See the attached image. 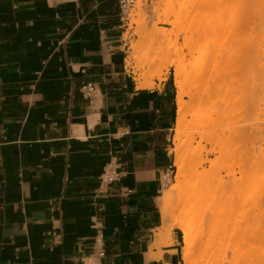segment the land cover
<instances>
[{"label":"crops","instance_id":"obj_1","mask_svg":"<svg viewBox=\"0 0 264 264\" xmlns=\"http://www.w3.org/2000/svg\"><path fill=\"white\" fill-rule=\"evenodd\" d=\"M122 35L117 0H0V264H183L174 83L138 87Z\"/></svg>","mask_w":264,"mask_h":264},{"label":"rangeland","instance_id":"obj_2","mask_svg":"<svg viewBox=\"0 0 264 264\" xmlns=\"http://www.w3.org/2000/svg\"><path fill=\"white\" fill-rule=\"evenodd\" d=\"M245 2L247 1L245 0ZM245 2L244 0H138L130 11L129 24L122 37L126 40L124 50L126 52L125 65L127 73L136 78L138 87H151L153 80H161L168 73L171 74L174 83V71L181 69L184 72L183 80L188 92L191 89L189 80L192 79V73L188 71L193 70L194 65L191 64L194 63L197 57H201L203 64L209 57L219 55L213 54L212 46H216L215 48L220 46V48H225L224 51H227L230 47L229 51L231 52L228 54L226 52L229 56L224 53L227 59L233 53L236 56L238 55L237 58L239 59V51L243 52L245 48L244 50L239 48L237 51L238 46L240 47L242 42L247 43L249 42L247 40H250V38L253 40L259 35V38H256L258 42L255 39L250 40L251 44L249 42V47L247 46V48H250L254 41L257 42V44H254L255 47L251 46L254 51L248 49L250 52H240L241 55L245 53H249V55L245 54V58L240 56L243 59L236 61V64L233 63L236 56L233 55L229 59L233 68H230L231 66H228V68L232 70V74L233 70L240 72L237 75L236 72L233 75L231 74L232 81L226 74L230 70L227 68L226 71L224 70L226 68L222 66H226V64L220 62V65H217L216 59H213L214 62H210L211 59L207 61L206 65L210 62L211 67L201 68L199 70L201 74L197 73L199 76L196 83L202 84V88L199 90L200 94L203 95L201 96L203 99L194 101V104L188 110L187 120L190 123L180 135L181 140L184 141L182 160L188 174L180 188L172 189V185L175 183L174 179L166 190H161L159 199L162 196L170 198V213L167 219L163 221L164 225L169 227L170 230L177 228L181 221H188V230L193 231L199 223L195 222V218L202 217L204 219L202 226L205 230V236H212V239H214V235L219 232L217 227L234 228L240 223H246L243 226L246 228L248 225L250 229H247L248 240L246 238V242L248 241L246 243V253L250 255L248 262L249 264H264V47L262 48V45H264V37H262L264 22L261 19L258 21L257 19H253L254 21L251 19L249 23H253L255 30L251 29L250 31L246 28L247 26L244 27L245 24L243 25L242 21H244L243 16L246 18V15H244L243 9L247 11V8H244ZM261 2H264V0H258L255 4L260 6ZM138 6L142 7L140 11L137 10ZM256 10L255 13L260 9ZM261 12L263 13V10ZM256 16L252 18H256ZM192 19L201 20V22L204 19L203 25L201 23L199 28L202 33L196 29L200 24H196L197 27H192L200 33V35L196 33L200 38L198 42L196 41V45L194 44L195 46L191 44L192 41L187 37V34L191 35L193 30L188 29V25L194 24ZM246 21L244 23L248 24ZM241 24L246 29L244 33L248 30L247 33L242 35H240L242 33ZM250 27L253 28V26ZM256 27H258L257 29L261 28V33ZM187 30L191 32L187 33ZM194 33L191 36L195 35ZM233 33L235 35L239 33L240 38H235ZM250 33H252L251 36ZM224 35L226 38H228V35L230 39L233 37V41L237 39L234 44L235 47L231 45L232 42L229 44L225 38L222 39ZM260 36L263 38V42L259 41V39L262 40ZM194 37L196 38V36ZM204 37L208 39L205 40L206 42H204ZM215 39L216 42H214ZM259 42L263 44L260 45ZM216 43L218 44L215 45ZM256 45L263 50L256 49ZM132 46H135L134 51ZM190 48L192 51H189ZM218 50L215 51L218 53ZM191 54H193L192 60ZM130 55L131 59L128 60ZM205 56H207L206 59ZM188 61L192 63L190 62L191 64L188 65ZM237 63L240 64L237 65ZM235 65L238 68L235 67L234 69ZM199 66L201 67V65ZM198 67H195V69L198 70ZM221 68L224 69L220 74L217 73ZM222 72L225 73L223 76ZM186 73L191 74V77ZM218 75L221 77H218ZM234 78L237 79L236 82ZM208 82L210 86L212 84L211 88L207 85ZM190 86L193 89L192 84ZM232 88L241 92L233 96L232 91L231 93L228 92ZM174 89L176 91L175 85ZM208 89L211 91H208ZM184 100L191 102L188 96L184 97ZM195 109L201 112L196 122L191 121V114ZM174 134L173 130V137ZM173 149L174 139L172 138L171 154L174 164ZM174 170L176 173L175 165ZM198 189L202 190V194H205L204 197L207 199L206 202L209 201L210 204H215L214 201L217 200V198L212 200L213 195H220L222 199L224 198L223 195H226L225 199L220 200L226 202L228 213L213 222V228H211L212 208L203 206V209H200L193 203V195ZM220 200L218 199L217 202ZM208 227H210L209 232L207 231ZM248 247L250 249L247 250ZM209 249L213 252L212 256L215 262L219 263L221 261L218 257L220 249L217 247H209ZM228 259H230L229 256ZM222 260L223 264H226V257H223Z\"/></svg>","mask_w":264,"mask_h":264},{"label":"bare ground","instance_id":"obj_3","mask_svg":"<svg viewBox=\"0 0 264 264\" xmlns=\"http://www.w3.org/2000/svg\"><path fill=\"white\" fill-rule=\"evenodd\" d=\"M246 1L247 2H245V0H244L245 4L247 3L246 6L244 4V8L245 9L247 8L246 9L247 11H244V9H243V12H245L244 15H246V18H245V16H243V18H244L243 20L244 21H242V24L243 25L245 24L244 27L247 26L246 28H248L251 31V29L252 30H255L254 29L255 27H254L253 23H251V24L249 23V22H251V19L252 20L253 19H257V21L261 19L264 22V16H263L264 15V9H263V7H264V4L263 3L264 2H261L260 3V6L259 5L257 6L256 5L257 4L256 1H258V0H256L255 2H252L254 0H246ZM261 1H263V0H261ZM140 6H142V5H140ZM140 6L137 7L138 8L137 9L138 11H140V9L142 8V7L140 8ZM197 7H198V5H197ZM257 8L260 9L261 11L263 10V13L260 10H258ZM255 10L257 12H259V11L260 12L259 13H257V12L255 13ZM253 14H255V15L252 16ZM258 14H259V16H258ZM255 16H256V18H252V17H255ZM203 21H204V19H202V22ZM245 21L248 22V24L247 23H244ZM202 22H201V20H197L196 21L195 19H192V23H194L193 24L194 26L192 24L188 25V29L191 28V29H193L192 30V33L195 32L194 33L195 35H193V36H191L192 33H191V35L190 34H187V37L189 38L190 41H192L191 44L193 46H195L196 45L195 43L198 42V40L200 38L199 37L200 33L196 32L194 30V28H192V27H195L196 24L197 25L200 24V25H198L199 27L196 28V29H198V31L201 32L199 30V28H200ZM260 22H262V21H260ZM171 24H172V22H171ZM242 24H241V26H242ZM202 25H203V23H202ZM262 25L263 24L261 23V26ZM250 26H253V28L250 27ZM244 27L243 26L240 27V28H242L241 29L242 33H240V35H242L244 33V31L246 30V29H244ZM257 28L258 27H256V29ZM201 29H203V28L201 27ZM257 30L260 31V33H261V28L260 29H257ZM257 30H256V32L258 33ZM263 30H264V28H263ZM187 31H188L187 33H189L190 30H187ZM241 31H238V32H241ZM247 32H248V30L245 33H247ZM196 33H198L199 35H196ZM233 34H231V35H233ZM238 34H236V35L234 34L233 36L238 39V38H240V35H238ZM204 35L206 36V34H204ZM249 35L251 36L252 33H250ZM262 35L261 36L264 37V34H262ZM194 36H196V38ZM229 36H230V34H229ZM229 36L227 35L228 38H229ZM253 36L255 37V33H254ZM261 36H260V38H262ZM224 38L229 42V44L232 42L231 45L233 47H235L234 44L237 41V39L235 41H233L232 40L233 37L231 39L230 38L228 39V38H226L225 35L223 36L222 39H224ZM256 38H259V35ZM256 38H254V39L256 40ZM206 39L207 38L204 39V42H206L205 41ZM219 39H220V41H222V43H224L221 38H219ZM229 40H231V41H229ZM250 40L253 41L252 38H250ZM250 40H247V41L250 42ZM217 41H218V39H217ZM259 41H262L263 42V38H262V40L259 39ZM214 42H216V39H215ZM249 42H247V43L242 42L241 46L240 47L238 46L237 51L239 50V48L242 49V50H244V48H245V51H243V52L249 51L251 49V46H254V44H257L258 41L257 42L254 41L252 43V45L250 46V48H247V46L249 47ZM200 43H201V41H200ZM219 43L222 44L221 42H219ZM263 43H261V44H263ZM211 44H213V43H211ZM217 44L218 43H216L215 45H217ZM250 44H251V42H250ZM259 44H260V42H259ZM198 45H199V43H198ZM242 46H244V47L242 48ZM215 47L216 46H212V50L214 52L213 54H215V53L216 54H219L220 56L219 55H217V56L218 57H221V58H218L217 56H216L217 57L216 58L215 55H214V57L211 56L212 58L209 57V59L205 61V59L207 57V56H205V59H204L205 62L203 64H202V61H201L202 59H200L201 58L200 56L197 57V59L195 58L196 60L194 59L195 61H194L193 64H191L192 63L191 61H190L191 63L188 61V63H187L188 65H190V64L192 66L194 65L193 70H191V71L189 70L188 71V72H191L192 73V79L189 80L191 83L187 82V83H189V87L191 88L190 91H188V92L186 91L185 82L183 80V76H184L183 70L177 69V70L174 71V85L176 87V98H175V102H176V112H175V127H174L175 134H174V137H173V139H174V149H173V152H174V165L176 166V173H175V176H174L175 183H174V185H172V189H178V188H180L182 186L183 182H184L185 177L188 174V171H187V169L185 167L184 161L182 160V152H183V147H184V141L181 140L180 135L183 132V130L186 129V127L190 123V121L187 120L188 110L190 109V107L192 106V104H194V101H199L202 98L201 96H203L202 94H200L201 92L199 90L200 88H202L201 87L202 84L196 83L197 77L201 74V72H199V70H201V68H204L205 69L206 67H211L209 64H210V62H214L213 59L214 60L216 59V64L217 65L218 64L220 65V62L222 64H226V66L222 65L223 67L226 68V69L223 68L226 71H227L228 66H231V63H230L229 59L234 55V53H233L232 56L230 55V58L229 59H227V57H226V55L229 52H231V51H229V48L230 47L228 49L226 48L227 51H224L223 49H225V48H220V46H219V48H215ZM224 47H225V45H224ZM256 47H257L256 49H258V50L259 49L260 50H263V49L259 48L257 45H256ZM263 47H264V45H262V48ZM134 49H135V46H132V50L133 51H134ZM218 49H220L222 51H220ZM252 49H251V51H252ZM215 50H218V53ZM189 51H192L191 48L189 49ZM253 51H254V49H253ZM222 52H223V54H222ZM226 52H227V54H226ZM240 52L243 53L242 51H239V59L237 58L238 55L237 56L234 55V56H236L235 57L236 59H233L232 58L233 61H235V62H233L234 64H236V61L238 62L241 59H243L242 57H244L245 54L246 55H249V53H245V54L241 55ZM263 52H264V50H263ZM220 53L222 55H224V53L226 54V55L223 56L224 58L221 56ZM132 54H133V52H132ZM230 54H232V53H230ZM192 55L193 54H191V56H190L191 57V60H192ZM263 55H264V53H263ZM227 56H229V55H227ZM240 56H242V57H240ZM130 59H131V55L129 56L128 60H130ZM210 59H211V61L208 62V64H207L208 66H207L206 65V62L209 61ZM221 59H223V60L221 61ZM224 59H226V60H224ZM263 59H264V56H263ZM223 62H226V63H223ZM261 63H262V61H261ZM239 64L237 63V65H239ZM199 65H201V67ZM213 65H215V64H213ZM202 66H204V67H202ZM261 66H263V65H261ZM195 67H198L199 69L197 70V69H195ZM214 67H216V66H214ZM235 67H236V65L234 66V69H235ZM230 68H233V67L231 66ZM236 68H238V67H236ZM240 68H241V65H240ZM223 69L221 68V70L220 71L218 70L219 72H217V73L220 74V72ZM223 72L221 73L222 76L225 74V73L223 74ZM228 72H226V74H227V77H229V79H231V81H232V78H233L232 75L235 72H236V75L240 73L238 70H235V71L233 70V74H232V70H230ZM197 73H199V75H197ZM186 74L187 75H190V77H191V74H188V73H186ZM219 76L220 75H218V77ZM223 79H227V78H223ZM234 80H235V82L237 81L236 78H234ZM209 82H210V80H209ZM209 82L207 84L208 86H210V83ZM190 84H192L193 89L190 86ZM211 86H212V84H211ZM211 86H210V88H211ZM208 91H211V90L208 89ZM231 91H232V95L233 96H236L238 93L241 92L238 89L235 91L233 88L230 89V90H228L229 93H231ZM186 96H188L191 99V102H186L184 100V97H186ZM198 109L197 110L195 109V111L192 112V114H191V119L192 120L191 121L196 122L198 120V118L200 116V113H201L200 111H198ZM220 182L221 181H219V183ZM221 184H222V182H221ZM201 191H202L201 189L200 190L199 189L196 190L195 194L193 195V203L197 207H199L200 209H203V206L205 208H207V207L212 208V210H211V214H212V224H211V228H213V222H216L217 220H219L220 216L228 213L227 212L228 210H227V207H226V202L221 201V200L225 199L226 195H223L224 193L222 191H221V193H223V194H221L220 192H218L221 195H223L224 198L222 199V197L220 195H213L212 196V200H215L216 198H217V200L214 201L215 204H212V203L210 204L209 201H208V203L206 202L207 199H205V197H204L205 194H202ZM207 198H210V197L207 196ZM218 199L219 200L221 199V200L219 202H217ZM169 200H170V198L167 197V196H162L160 199H158V204H159V207H160V212H161V216H162V220L163 221L167 219V217L169 216V213H170V210H169V208H170ZM222 204H223V206H222ZM224 207H225V209H224ZM195 222H199V223H198V225L196 226V228L193 231L188 230V221L187 222L186 221H181L178 224V226H177V228L180 229L182 231V233H183V235H182L181 256H182V261H183L184 264H223V260H222L223 257H226V264H249L248 259H249V256L250 255H248L246 253L247 252L246 251V243H248V241L246 242V238L248 240V237H249V234H248L247 229H249V227H248V225H247L248 228L247 227L245 228V226H243V225H246V223H240V225L242 224L241 227L238 224V226H236L234 228H232V227H226L225 228L224 226L217 227L218 228L217 230L219 232L217 234H215L214 237H213L214 239H212V236L211 237H206L205 236V230H204V228L202 226V224L204 222V219L202 217H198V218H195ZM209 229H210V227L207 228V231L208 232L210 231ZM169 231H170L169 227H167L166 225H164L162 227V233H163L162 236L165 237V235L168 234ZM209 247H215V248L217 247L218 249H220L219 252H218L219 253V256L218 257L221 259V261L219 263H216L215 260L213 259V256H212L213 252H212V250L210 251ZM248 249H250V248L248 247L247 250ZM228 256H229L230 259H228Z\"/></svg>","mask_w":264,"mask_h":264},{"label":"built area","instance_id":"obj_4","mask_svg":"<svg viewBox=\"0 0 264 264\" xmlns=\"http://www.w3.org/2000/svg\"><path fill=\"white\" fill-rule=\"evenodd\" d=\"M137 1L138 0H117L118 19L123 34L127 30L129 24L130 11L136 5ZM120 41L124 46L126 45V40L122 36L120 37ZM81 92L86 95L92 94L94 92V86L92 85L83 86L81 88ZM118 175L119 174L117 173L116 170H110L108 173H106L103 176V178L106 182H111L117 179ZM174 176H175L174 164H171L160 174V184H159L160 189L166 190L173 183ZM98 256L102 257L103 253L98 252Z\"/></svg>","mask_w":264,"mask_h":264}]
</instances>
